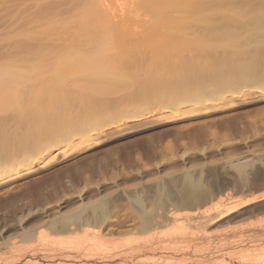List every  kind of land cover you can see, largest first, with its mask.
I'll return each instance as SVG.
<instances>
[{"label": "rangeland", "instance_id": "rangeland-1", "mask_svg": "<svg viewBox=\"0 0 264 264\" xmlns=\"http://www.w3.org/2000/svg\"><path fill=\"white\" fill-rule=\"evenodd\" d=\"M0 83V264H264V0H0Z\"/></svg>", "mask_w": 264, "mask_h": 264}, {"label": "bare ground", "instance_id": "bare-ground-1", "mask_svg": "<svg viewBox=\"0 0 264 264\" xmlns=\"http://www.w3.org/2000/svg\"><path fill=\"white\" fill-rule=\"evenodd\" d=\"M5 72V71H4ZM10 75V74H9ZM11 79V78H10ZM1 84V83H0ZM4 85V84H3ZM1 86V85H0ZM7 86V85H6ZM2 87V86H1ZM6 88V87H5ZM0 90H3V89H0ZM5 90V89H4ZM6 91V90H5ZM4 92V91H3ZM1 93H2V91H1ZM5 100V99H4ZM6 100H8V99H6ZM2 103H4V102H2ZM1 103V104H2ZM1 104H0V106H1ZM6 104V102L4 103V105ZM4 105H2L3 107H5ZM187 178V177H186ZM188 180H189V182H190V178H188ZM191 183V187H190V189H189V191H188V194L187 195H189V197H195L196 195H195V193L197 192V190L199 191V189H198V187H197V185L195 184V183H192V182H190ZM197 194H198V192H197ZM200 194V193H199ZM190 199V198H189ZM142 216H141V226H142V228H148L149 226H150V224H151V221H150V217H149V215H147L146 214V212H144V211H142V214H141Z\"/></svg>", "mask_w": 264, "mask_h": 264}]
</instances>
